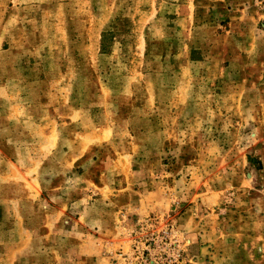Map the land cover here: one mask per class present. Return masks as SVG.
I'll return each mask as SVG.
<instances>
[{
  "label": "rangeland",
  "instance_id": "rangeland-1",
  "mask_svg": "<svg viewBox=\"0 0 264 264\" xmlns=\"http://www.w3.org/2000/svg\"><path fill=\"white\" fill-rule=\"evenodd\" d=\"M0 264H264V0H0Z\"/></svg>",
  "mask_w": 264,
  "mask_h": 264
}]
</instances>
